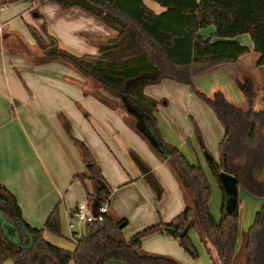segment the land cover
<instances>
[{"label": "trees", "instance_id": "obj_1", "mask_svg": "<svg viewBox=\"0 0 264 264\" xmlns=\"http://www.w3.org/2000/svg\"><path fill=\"white\" fill-rule=\"evenodd\" d=\"M51 1L61 8H81L113 28L116 34L90 38L98 48L97 55H75L59 46L57 38L48 33L45 21L41 31L30 27L42 51L35 56L36 62L57 61L76 66L91 82L99 84L94 89L86 88V92L111 108L118 106L98 88L123 99L125 107L130 109L128 113L136 118L135 123L125 114L124 117L171 164L187 207L172 221L150 225L129 240L123 235L129 221L113 214L110 208L103 220L87 225L86 233L77 237L75 248L69 250L45 236L46 232L62 233L59 205L51 211L43 227L32 226L25 220L15 194L0 183V264L8 260L15 264H69L70 261L106 264L111 260L128 264H181L172 256L145 251L143 240L157 232L167 233L166 227L182 231L190 226V231L196 225L213 244L217 264H235L239 211L224 212L227 198L224 192L222 216L215 217L210 209L212 186L204 168L191 163L178 147L161 137L156 116L160 101L147 95L145 87L163 79L190 84L214 110L224 128L220 162L214 161L218 180V173L224 171L234 178L236 190L241 187L264 198V82L258 85L251 77L238 81L246 106L236 105L223 91L208 96L192 82L193 76L235 64L250 54L251 48L237 39L243 34L252 37L254 51L259 54L257 65L264 66V0H153L165 8L161 13L151 9L145 0ZM65 125L70 131L68 120ZM73 140L86 166L85 172L76 173L74 178L86 189L87 202L96 207L108 202L110 206L112 187L91 148L84 140L75 136ZM237 201L239 209L238 197ZM174 237L181 239L186 249L197 257L189 233ZM244 237L245 264H264V206Z\"/></svg>", "mask_w": 264, "mask_h": 264}, {"label": "crops", "instance_id": "obj_2", "mask_svg": "<svg viewBox=\"0 0 264 264\" xmlns=\"http://www.w3.org/2000/svg\"><path fill=\"white\" fill-rule=\"evenodd\" d=\"M20 1L22 0L11 2L14 5L11 9L10 4L4 0L2 5H5V9L0 11V26L3 28L0 41V183L15 194L25 220L32 226L43 227L51 211L59 205L61 218L67 221L65 216L68 217L70 234L75 239L76 232L84 235L87 226L68 216L80 203L72 200V190L77 188L74 175L85 170V163L73 136L84 140L96 156L99 149L102 150L99 144L96 146L101 141V121L104 117L114 119L118 114L114 108L84 91L83 82L87 85L88 77L81 71L62 62H36L35 56L41 50L30 27L41 31V26L46 21L48 33L57 38L61 48L75 55L98 54V48L93 46L90 49L82 36L92 25L100 26L101 31H95V35L103 38L115 35L116 31L90 17L79 7L61 8L51 0H31L24 3L25 8H22L17 7L21 4ZM145 3L156 13L165 10L153 0H145ZM3 13H6L5 18ZM21 18L27 20L23 22ZM211 31L212 29L209 32ZM24 33L30 35L26 36L28 42L23 37ZM237 39L249 46L252 52L240 58L237 63L223 65L215 71L229 69L236 84L240 78L251 77L254 80L251 75L256 77L259 59L249 34L240 35ZM27 44L32 48H28L30 45ZM21 45H25V49L16 48ZM86 50L91 52L85 53ZM253 55L256 58L249 59ZM261 68L264 66L259 67ZM234 82L231 80V84ZM232 89H235L234 85ZM242 95L240 97L236 94V99L246 105L245 96L243 93ZM126 110L130 112L128 106ZM66 120L70 122V131L66 128ZM131 135L136 144V133L131 132ZM127 147L126 158L133 164L131 171L136 173L137 170L138 174L129 182L117 170L111 174L112 177L118 183L126 181L127 185L142 184L151 187L157 199H163L168 191L160 173L158 174L155 155L142 143L137 148L131 145ZM125 164L128 166V163ZM219 175L220 178L232 179L224 171ZM106 181L110 184L108 178ZM239 189L240 187L237 189L238 198ZM48 234L51 233L47 232L45 236L49 241L60 247H67ZM154 236H162V233ZM148 237L144 238L143 246ZM69 264L75 263L70 261ZM106 264L127 263L111 260Z\"/></svg>", "mask_w": 264, "mask_h": 264}, {"label": "rangeland", "instance_id": "obj_3", "mask_svg": "<svg viewBox=\"0 0 264 264\" xmlns=\"http://www.w3.org/2000/svg\"><path fill=\"white\" fill-rule=\"evenodd\" d=\"M5 1L10 4L9 6H11V9L14 8V5L11 2H14L15 0ZM27 1L30 2L31 0H22L19 2L21 4L17 7L25 8L24 3ZM5 14L6 13H3L4 18ZM89 16L91 17L92 15L89 14ZM94 19L97 18L94 17ZM26 20V18H21V21L23 22ZM30 23L34 24L32 22ZM26 27H28V24H26ZM95 31L100 32V26L95 27L92 25L89 27V30L86 31L87 33H82V36L87 41L90 49H93V46H95L91 43L90 38L98 36L95 35ZM0 34H3V28L2 31H0ZM26 36H28V34L24 33L23 37L25 40L30 35L28 37ZM16 48L23 50L25 49V45ZM28 48H32V46L30 45ZM40 52L42 53V51ZM87 52L91 51L86 50L85 53ZM252 58L255 59L256 56H249V59ZM65 65L74 67L80 71L72 64ZM259 67L260 66L258 65L256 66V77L251 75L258 85L264 82V68L259 69ZM215 71L193 76L192 82L199 90L208 96H212L216 91H223L236 105L246 106L236 99V94L240 97L243 96L238 85V81H241V78L238 79L236 84L229 69L224 68L216 73ZM90 80L91 79H88L87 85H85L86 82H83L82 88L85 92L86 88L94 89L99 86V84L96 85L95 82H91ZM231 80L234 84H231ZM233 85L235 89H232ZM98 90L106 99L113 101L120 110L115 109L118 117L114 119L103 118V121H101L100 124V130L102 131L100 136L101 141L96 143V146L99 144L102 150L99 149L98 155L96 156L92 149L91 151L96 161L103 169L104 178L110 180V186L112 187L110 208L112 213L120 218H126L129 221L123 229L125 239L129 240L135 232L150 225L161 221H172L173 218L186 209L187 203L183 196L181 184L176 177L171 164L165 160L164 156L154 150L147 138L138 133L130 126L129 122H127V119H129L132 123H135L136 118L127 112L123 99H120L119 96L110 93L104 88H98ZM145 93L160 101L156 113L157 128L164 141L170 145L178 147L191 163L204 168L212 186L210 209L215 217L220 219L222 216L223 193L225 192L228 194L229 189L226 187L225 178H220L219 173L220 181L218 180L216 174L218 169H216L214 163V161L217 163L220 162V142L224 135V128L216 113L203 100V98L196 93L195 89H193L190 84L179 82L174 79H163L158 83L148 84L145 87ZM164 102H167V104ZM124 114L127 119L124 117ZM131 132H135L137 135L136 144L132 139ZM140 142L155 155V164L157 166L158 174L160 173L162 181L166 185L168 194L161 200L157 199L156 194L151 187L142 184L127 185L125 184L126 181L118 183L111 175L117 170L121 172L123 177H126L128 182L136 178L135 174H138V171L136 170V173L131 171V169H133V164L128 158H126V152L128 149L127 146L131 145L137 148V146H141ZM141 154L143 155L144 153L142 152ZM124 162L128 163V166ZM85 170L82 172H85ZM76 183L77 188L72 190L73 202L77 203L86 201V189L78 179H76ZM232 188L235 190L234 186ZM239 199L240 227L235 264H245L246 248L244 233L254 223L257 212L264 206V198L253 196L240 187ZM189 204L190 203H188V205ZM65 217L67 221H63V218H61V235L53 233L48 235L64 244L63 246H67L63 248L73 250L75 248L76 240L71 237L70 229L67 224L68 217ZM195 220L197 221V219ZM82 225L84 226L85 224ZM188 233L191 243L197 252V257H194L190 251L186 249L182 244L181 239L175 238L168 233H162V236H154V234L149 235L145 240L143 249L151 253L172 256L179 260L181 264H217L216 250L213 244L205 238L202 229L196 225L192 227ZM6 264H15V262L13 260H8Z\"/></svg>", "mask_w": 264, "mask_h": 264}, {"label": "built area", "instance_id": "obj_4", "mask_svg": "<svg viewBox=\"0 0 264 264\" xmlns=\"http://www.w3.org/2000/svg\"><path fill=\"white\" fill-rule=\"evenodd\" d=\"M5 9V5L0 6V11ZM0 31H2V26H0ZM110 206L109 203H103L100 206H92L87 201L78 203V205L71 210L69 217L73 218L76 222L85 224L86 226L89 223L101 221L104 218V215L109 212ZM81 236L76 232L75 239Z\"/></svg>", "mask_w": 264, "mask_h": 264}, {"label": "water", "instance_id": "obj_5", "mask_svg": "<svg viewBox=\"0 0 264 264\" xmlns=\"http://www.w3.org/2000/svg\"><path fill=\"white\" fill-rule=\"evenodd\" d=\"M229 177H232V176H229ZM233 182H234L233 177L231 180L227 178L225 179L226 187L227 189H229L228 194H226L227 198H226V203L224 206V212L226 214H236L238 211L237 209V206H238L237 190L236 189L233 190L232 188L234 186ZM189 229H190V226L185 227L182 231H179L178 229L173 228V227H166L165 231L172 236L182 237L188 233Z\"/></svg>", "mask_w": 264, "mask_h": 264}]
</instances>
